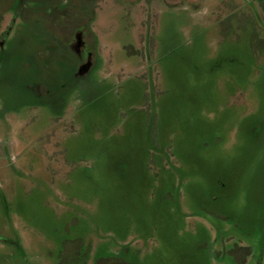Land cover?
<instances>
[{"label": "rangeland", "instance_id": "374dc122", "mask_svg": "<svg viewBox=\"0 0 264 264\" xmlns=\"http://www.w3.org/2000/svg\"><path fill=\"white\" fill-rule=\"evenodd\" d=\"M120 1L0 0V264H264V39Z\"/></svg>", "mask_w": 264, "mask_h": 264}, {"label": "flooded vegetation", "instance_id": "af4514ba", "mask_svg": "<svg viewBox=\"0 0 264 264\" xmlns=\"http://www.w3.org/2000/svg\"><path fill=\"white\" fill-rule=\"evenodd\" d=\"M112 1L117 4L121 2L120 0ZM215 2V4L219 6V9L225 8L227 11V13L224 14L225 17L222 16L221 20L232 19V21H234V25L229 27V29H232L231 34L227 32L226 27L222 23L223 21H218V30H216V33L219 37L230 36L233 38H239L241 36L240 31L244 30V33H248L247 36L251 41L264 39V0H215ZM168 3V0H135L131 5H133L134 8H140L144 5L153 7L164 6ZM73 28L72 35L74 36V39L70 42L69 46L74 52L80 54L86 45V41L84 40V34L86 31L83 25H74ZM82 70H80L79 73H81ZM104 259H97L96 264ZM244 260L245 256L243 260L237 259V264H243Z\"/></svg>", "mask_w": 264, "mask_h": 264}, {"label": "trees", "instance_id": "16d2710c", "mask_svg": "<svg viewBox=\"0 0 264 264\" xmlns=\"http://www.w3.org/2000/svg\"><path fill=\"white\" fill-rule=\"evenodd\" d=\"M102 258H100L99 260H101Z\"/></svg>", "mask_w": 264, "mask_h": 264}]
</instances>
